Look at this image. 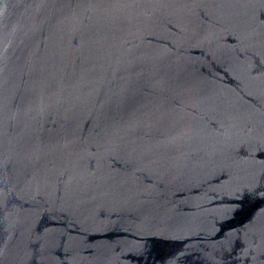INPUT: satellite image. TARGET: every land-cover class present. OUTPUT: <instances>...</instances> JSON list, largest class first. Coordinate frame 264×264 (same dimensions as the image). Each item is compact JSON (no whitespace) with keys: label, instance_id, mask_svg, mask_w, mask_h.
Returning <instances> with one entry per match:
<instances>
[{"label":"water","instance_id":"1","mask_svg":"<svg viewBox=\"0 0 264 264\" xmlns=\"http://www.w3.org/2000/svg\"><path fill=\"white\" fill-rule=\"evenodd\" d=\"M0 264H264V0H0Z\"/></svg>","mask_w":264,"mask_h":264}]
</instances>
